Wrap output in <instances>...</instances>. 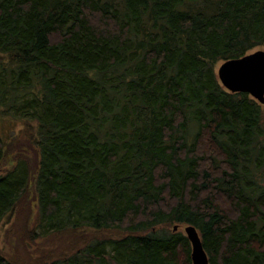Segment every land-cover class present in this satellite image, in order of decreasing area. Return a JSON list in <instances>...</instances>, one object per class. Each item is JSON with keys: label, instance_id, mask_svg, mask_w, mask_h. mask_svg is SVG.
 I'll list each match as a JSON object with an SVG mask.
<instances>
[{"label": "trees", "instance_id": "obj_1", "mask_svg": "<svg viewBox=\"0 0 264 264\" xmlns=\"http://www.w3.org/2000/svg\"><path fill=\"white\" fill-rule=\"evenodd\" d=\"M261 47L264 0H0V119L39 157L0 174V223L32 191L33 235L124 231L45 264H193L171 224L264 264V104L216 68Z\"/></svg>", "mask_w": 264, "mask_h": 264}, {"label": "rangeland", "instance_id": "obj_2", "mask_svg": "<svg viewBox=\"0 0 264 264\" xmlns=\"http://www.w3.org/2000/svg\"><path fill=\"white\" fill-rule=\"evenodd\" d=\"M260 49H264V47ZM221 63L220 61L217 64V71ZM29 125L30 123L21 120L11 122V120L0 119V131L5 142H13L7 147L5 146L6 156L0 164V174L15 166L18 153L30 157L32 163H37L39 157L37 149L31 141L30 133L33 130L28 128ZM37 213V200L30 191L29 195L0 223V251L14 264H45L61 254H67L70 250H78L94 237L118 239L124 235L122 229L116 228L110 231L71 232L66 235L57 233L45 236L33 235ZM175 225L177 224H171L169 228L173 229ZM184 226H179L175 231L185 233Z\"/></svg>", "mask_w": 264, "mask_h": 264}, {"label": "water", "instance_id": "obj_3", "mask_svg": "<svg viewBox=\"0 0 264 264\" xmlns=\"http://www.w3.org/2000/svg\"><path fill=\"white\" fill-rule=\"evenodd\" d=\"M217 73L222 85L229 91L249 93L259 102L264 103V49H257L243 57L222 62ZM178 228V224L174 226V230ZM184 230L191 242L193 264H210L196 226L187 224Z\"/></svg>", "mask_w": 264, "mask_h": 264}]
</instances>
